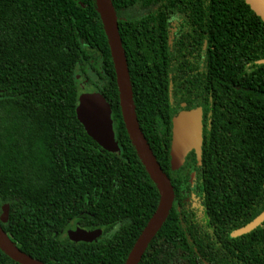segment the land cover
<instances>
[{"label": "trees", "instance_id": "trees-1", "mask_svg": "<svg viewBox=\"0 0 264 264\" xmlns=\"http://www.w3.org/2000/svg\"><path fill=\"white\" fill-rule=\"evenodd\" d=\"M112 1L140 127L175 193L139 264H264V223L230 236L264 211V21L245 0ZM93 89L111 105L119 151L79 121V97ZM197 107L202 163L191 151L173 170V118ZM159 203L96 0H0V224L10 238L45 264H126ZM71 225L102 235L75 242ZM0 264L21 263L0 247Z\"/></svg>", "mask_w": 264, "mask_h": 264}, {"label": "water", "instance_id": "water-1", "mask_svg": "<svg viewBox=\"0 0 264 264\" xmlns=\"http://www.w3.org/2000/svg\"><path fill=\"white\" fill-rule=\"evenodd\" d=\"M251 9L264 21V0H245ZM97 10L101 16L109 41L113 58L117 84L120 94V105L123 118L139 157L157 184L160 191V203L145 228L138 237L126 264H139L147 247L166 221L175 198L174 187L168 175L157 160L136 114L131 84L130 70L122 38L119 32L118 16L112 0H96ZM258 63H264V59ZM77 116L90 135L104 149L119 151V144L114 131L112 108L106 98L96 89L80 95ZM203 108L183 110L173 118V135L171 142V167L179 169L191 151H195L198 162L202 163L203 148ZM3 221L8 220V205L4 206ZM264 223V211L247 225L231 232V237L249 233ZM68 237L75 242H91L102 235V229L87 230L78 225H71L67 230ZM0 247L12 259L21 264H45L33 258L10 238L0 224Z\"/></svg>", "mask_w": 264, "mask_h": 264}, {"label": "flooded vegetation", "instance_id": "flooded-vegetation-1", "mask_svg": "<svg viewBox=\"0 0 264 264\" xmlns=\"http://www.w3.org/2000/svg\"><path fill=\"white\" fill-rule=\"evenodd\" d=\"M260 214H261V213H260ZM260 214H259V215H260ZM257 216H258V215H257ZM257 216H256V217H257ZM256 217H255V218H256ZM253 219H254V218H253ZM253 219H252V220H253ZM252 220H251V221H252ZM251 221H249L248 223H250ZM248 223L244 224L243 226L247 225ZM243 226H241V227H243ZM239 228H240V227H239ZM255 229H256V228H255ZM250 232H251V231H250ZM246 234H247V233H246ZM243 235H244V234H243Z\"/></svg>", "mask_w": 264, "mask_h": 264}, {"label": "rangeland", "instance_id": "rangeland-1", "mask_svg": "<svg viewBox=\"0 0 264 264\" xmlns=\"http://www.w3.org/2000/svg\"><path fill=\"white\" fill-rule=\"evenodd\" d=\"M90 91H92V90H90ZM90 91H89V92H90ZM83 92H84V91L82 90V93H83Z\"/></svg>", "mask_w": 264, "mask_h": 264}]
</instances>
